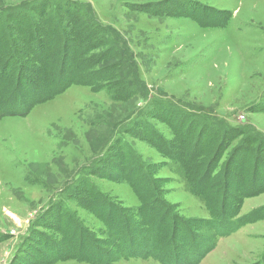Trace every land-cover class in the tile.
Wrapping results in <instances>:
<instances>
[{
    "label": "rangeland",
    "instance_id": "374dc122",
    "mask_svg": "<svg viewBox=\"0 0 264 264\" xmlns=\"http://www.w3.org/2000/svg\"><path fill=\"white\" fill-rule=\"evenodd\" d=\"M63 1L0 0V35L8 30L6 27L16 12L28 13L26 16L31 15L34 20L42 19L40 13H53ZM75 1L81 4L71 8L74 17L70 18L74 21H66L65 33L73 39L74 30L79 32L78 45L73 49L80 51V73H90L93 79L85 81L80 77L79 83L46 101L52 93L49 87L29 81L28 98L41 102L26 112L30 103L21 104L20 100L28 91L23 95L17 92L13 94L18 100L12 99V114L0 118V232L5 235L3 240L0 237V264L33 263L31 253L28 258L15 255L32 221L45 215L52 202L65 200L69 182L86 176L83 169L99 162L103 152L108 156L102 166L108 167L116 154L110 145L120 146L122 136L151 168V175L146 178L154 180L159 198L170 205L175 217L196 223L208 216L202 200L173 173L175 165L168 167L165 158L148 144L127 130L123 132L124 123L130 118L138 121L143 116L142 106L152 99L161 104V114L182 125L184 133L196 143V152L203 149L201 156L208 169L222 172L229 166L239 168L243 171L241 178L253 186L251 194L264 185V160L259 159L257 145L264 142V0ZM188 14H194L204 24L213 20L222 26L204 28L190 18L180 17ZM83 19H87L84 24ZM91 33L95 41L89 37ZM87 42L93 46L85 54L82 43L86 47ZM61 43L58 39L51 49L52 63L57 65L62 59L67 66L75 56L66 54L67 48L62 55ZM58 54L61 57L57 58ZM92 56L91 63L81 61ZM117 85L125 91L117 92ZM130 93L132 96L125 97ZM180 111L189 112L193 120L182 118ZM145 119L165 138H173L167 122L144 115ZM240 164L246 165V169L240 168ZM114 173L107 178L89 177L101 192L116 201V206L136 207L139 196L135 189L119 179L120 173ZM144 175H148L147 170ZM214 185L212 182L207 186ZM233 192L224 189L225 207L227 194ZM76 195L77 188L72 196ZM70 205L76 217L103 238L101 220L72 202ZM256 208L254 221L220 237L217 247L197 264H259L264 258V193L246 198L239 213L243 215ZM51 212V216L45 219L46 214L42 218L49 228L40 229L47 234H42L41 239L62 250H68L70 243L71 252L82 251L83 232L67 235V243H62L59 232L51 227L61 229L56 217L63 215L60 210ZM221 213L216 212L223 216ZM137 240L132 234L131 245H136ZM89 249L100 256L99 244L90 245ZM31 250L38 258L48 256L45 246H33ZM56 264L96 263L71 259ZM114 264L160 263L153 258H132Z\"/></svg>",
    "mask_w": 264,
    "mask_h": 264
},
{
    "label": "trees",
    "instance_id": "16d2710c",
    "mask_svg": "<svg viewBox=\"0 0 264 264\" xmlns=\"http://www.w3.org/2000/svg\"><path fill=\"white\" fill-rule=\"evenodd\" d=\"M79 3L75 0H64L55 9L53 7V13L47 11L40 13L42 19L35 18L34 20L31 15L26 16L28 13L16 12L9 26L6 27L8 30L0 35V118L12 114L10 112H12L11 109L14 105L13 100H18L17 97L14 99L17 92L23 95L24 92L28 91L24 100L19 99L21 104L30 103V107L26 112L36 103L41 102L39 100L33 101L34 98H28L30 92L28 88L29 81L35 82L37 85L43 83L49 87L52 93L44 99L46 101V99H51V97L63 93L65 89L79 83L80 77L85 81L93 79V75L90 76V73H80L82 67L78 59L80 51L73 49V46L78 45L80 36L78 39L77 34L79 32L74 30L73 35L75 38L73 39L66 37L65 33L66 21L70 17H74L71 8H77L81 4ZM170 15L178 16L176 14ZM180 17L190 18L204 28L222 26V23L214 24L216 21L213 20L208 22L211 24H204L194 14L181 15ZM82 22L84 24L87 19H83ZM226 23L227 18L224 24ZM89 25H91L90 22ZM91 34L89 37L95 41L94 34ZM58 39L62 40V55H64L67 48L66 54L75 56L67 66V61L64 62L62 59L57 65L52 63L54 53L51 49ZM90 44V42H87L85 47L82 43V47L86 51L85 54L91 50L93 45L90 46ZM95 45L97 44L95 43ZM69 49H72V52H69ZM56 57H61V54ZM81 61L87 64L94 61V58L93 56L87 57ZM66 68L71 69V71L68 72ZM119 77L122 78V76ZM22 83L25 85L20 87ZM121 84L124 85L123 82ZM119 86L115 87L117 92H120V90L125 91V85L118 89ZM38 92L34 93L32 97H35ZM132 94H126L125 97H130ZM160 106L161 104L156 103L155 100H150L142 106L144 107L142 117L144 119L145 115L147 118L152 117L161 122H167L173 133L171 140L165 138L161 132L154 128L152 123H149L147 119L143 120L142 117L138 121L130 118L127 124L124 123L126 127L123 132L127 130L134 138L148 144L150 148L165 158L168 167L173 168L172 165H175L173 173L179 181L184 182L189 187L191 193L202 200L208 216L196 223L193 221L192 223L185 222L179 217H175L170 205L159 198L160 195L154 180L151 177L150 180L146 178L151 175V168L142 161L139 153L129 146L130 144L126 141V138L122 136L120 137V146L110 145V147L116 149V154L112 157L113 161L108 163V167L102 166L108 156V153L103 152L101 153L102 159L99 162L88 165L87 168L83 169L87 172L86 176H83L82 179L76 177V179L69 182L65 191L66 199L63 201L57 199L58 201L52 202L44 213L47 214L46 219L47 216H51L52 210L55 209L56 212L60 210L63 216L62 218H60L61 216L56 217V222L61 223V229L51 228L56 229V233L59 232L62 243H67V235H73L76 232L80 234V231H82L81 235L85 238V241L83 238V250L71 252L73 244L70 245V243L67 246L69 247L68 250H62L55 243L48 242L47 239H41L42 234L46 233L41 232L40 229L49 228V224L42 221L43 216H45L42 215V217L39 216L32 221L31 227L22 237L17 247L16 256L23 257L25 255L28 258L31 253L30 261L33 262L32 264H56L71 259L87 263L114 264L122 259L132 258L143 260L153 258L160 264H197L206 254L217 247V241L220 237L237 232L240 228L255 220L254 215H256L258 208L243 215H240L239 212L246 198L264 193V185L255 189L256 194H251L253 186H248V181L241 178L243 171L239 168L229 166L222 172L221 170L215 172V170L208 169L205 159L201 156L203 149L196 152V143L192 142L191 137L184 133L185 129H182V125L174 124V121L166 114H161L162 108ZM179 115L182 118L193 120V116L187 111H180ZM140 120L142 122H139ZM257 145H259L258 148L261 152L259 159L260 161L264 160V142L261 141ZM204 152L211 153L210 150ZM116 160L119 162L116 163ZM238 166L244 170L246 169V165L240 164ZM146 170L148 175H144ZM116 171L120 173L119 176H122L119 179L129 183L138 194L139 204L136 207L116 206V201H113L111 196L101 192L94 180L89 177L93 175L98 178H107L115 175L114 172ZM119 171L124 173L121 174ZM232 171L235 175H232ZM79 179L81 181L75 183ZM236 179L240 182H236ZM212 182H215L216 185L208 187L207 185ZM83 187L85 189L81 190ZM76 188L77 195L72 196ZM226 188L235 192H233V195L227 194L226 198L228 200H226L227 206L225 207V200L222 196ZM71 202L101 220L103 227L100 232L103 238L92 233L90 227L76 217L73 210H71ZM217 211L222 212L223 216L217 215ZM120 218L123 220L121 221ZM202 228L206 231L203 232ZM132 234L138 239L136 245L130 243ZM4 236V233L0 232L2 240ZM192 241V244H195L194 248L191 247ZM97 244L101 246L100 256H96L95 250L89 251L90 245L95 247ZM33 246L41 248L45 246L48 256H44L43 259L38 258L31 250ZM38 259L40 261H37ZM259 264H264V258L261 259Z\"/></svg>",
    "mask_w": 264,
    "mask_h": 264
}]
</instances>
